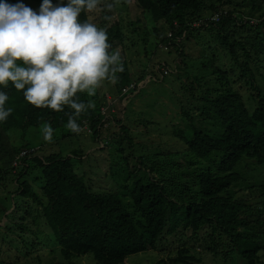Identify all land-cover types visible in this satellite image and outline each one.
I'll return each instance as SVG.
<instances>
[{
  "label": "trees",
  "instance_id": "trees-1",
  "mask_svg": "<svg viewBox=\"0 0 264 264\" xmlns=\"http://www.w3.org/2000/svg\"><path fill=\"white\" fill-rule=\"evenodd\" d=\"M119 1L100 0L96 11L78 20L90 21L101 12L108 22L111 13L103 6ZM135 1L145 17L131 22L136 35H125L114 23L105 29L112 37L108 43L121 54L133 48L147 54L150 41L155 49L168 44L167 29L175 36L186 33L180 43L173 39L168 51L180 57L171 76L183 93L174 99L181 122H171L176 130L165 132L155 118L161 128L117 115L103 121L98 93L95 107L79 117L77 134L67 128L68 106L60 112L36 108L23 91L3 87L9 96L5 107L13 111L0 124V221L6 214L0 225V264H18L23 256L46 264L34 253L45 243L37 233L57 242L63 257L58 264H80L76 259L88 254L92 264H127L141 252L156 253V264H203L204 252L217 264H264V0ZM205 8L220 19L208 20L211 26L203 32L192 24ZM212 41L230 52L235 69L221 67L218 46L204 51L203 42ZM123 66L116 88L132 80L125 60ZM145 73L142 69L138 79ZM77 96L84 102L91 97L87 92ZM46 123L54 129L51 142L44 140ZM139 131L145 137L137 140ZM85 140L105 143L118 165L128 167L137 159V170L118 179V190L98 192ZM25 141L28 149L45 145L57 151L41 159L30 154L20 163L16 155ZM109 165L115 173V164ZM29 232L36 235L31 249L23 236ZM11 234L22 240L23 254L12 246Z\"/></svg>",
  "mask_w": 264,
  "mask_h": 264
},
{
  "label": "clouds",
  "instance_id": "clouds-1",
  "mask_svg": "<svg viewBox=\"0 0 264 264\" xmlns=\"http://www.w3.org/2000/svg\"><path fill=\"white\" fill-rule=\"evenodd\" d=\"M22 1L0 0V87H2L0 88V121H3L0 124L4 123L13 111L12 108L5 107L9 96L3 91V87L23 91L25 100L36 108H48L60 112L63 111L64 106H68L72 111L66 113L67 128L79 134L81 127L77 121L88 109L95 107L93 103L96 102L95 90L99 93V98L103 99L102 114L105 121L112 115L126 116L129 103L133 105L134 100L140 99L139 89H145L144 84L165 83V77L176 72L175 62L177 61L174 59L173 64L156 61L152 67L144 65L142 69L146 70L145 77L142 80L138 79L142 69L132 70L129 65L131 59L125 55L128 50L121 54L114 42L108 43L112 37L107 35L105 29L109 30L111 24L107 25V22L98 15H91L90 21L83 23L78 20V17L85 12L96 11L100 7V0H68L66 5L62 0H59L56 5H53L52 0H31L35 3L33 7L27 6ZM124 3V0H121L103 7L111 13L115 6ZM33 9H36L38 13ZM82 10L83 13H81ZM200 12H202L201 18L194 21L192 25L198 26V29L203 32L211 26L208 20L218 22L220 19L219 14L214 13L212 9L205 8ZM94 19H99L104 24L101 21L94 24ZM131 22L132 20L130 24L133 29L136 24ZM114 23L125 35H136L133 30L132 35L126 34L120 21ZM165 35L170 41L168 44L158 43V47L168 52L173 39L180 43L186 33L175 36L173 30L167 29ZM204 44L207 43L203 42ZM207 46L215 47L210 44ZM140 52L143 50L140 49ZM123 60L125 64L127 62V72L132 80L120 86L121 92L117 93V96L114 91L119 88L115 86L119 80L117 73L124 71ZM106 83L109 84L110 89L101 95L99 87ZM111 84L115 86V90H111ZM78 92H87L91 96L90 100L81 101L77 96ZM118 100L126 103V107L122 108L119 114L116 112ZM131 113L132 116L136 115L133 110ZM43 133L45 141L53 140L54 129L50 123L43 126ZM24 144L26 146L16 155L20 163H24L25 158H31L30 154L41 159L46 152L45 145H36L28 149L29 143L25 141ZM104 144L100 142L99 146L102 147L96 146L93 149L94 152L108 148ZM128 167H132V164ZM134 169L137 170V167L134 166ZM126 200L130 201L131 198ZM1 221L3 223L6 221V214ZM16 242L22 243V240L18 239ZM152 255L158 262L159 256L155 253ZM81 259L84 258L76 260ZM241 262L238 263L241 264ZM89 263L92 264L91 261Z\"/></svg>",
  "mask_w": 264,
  "mask_h": 264
},
{
  "label": "rangeland",
  "instance_id": "rangeland-1",
  "mask_svg": "<svg viewBox=\"0 0 264 264\" xmlns=\"http://www.w3.org/2000/svg\"><path fill=\"white\" fill-rule=\"evenodd\" d=\"M24 4L27 6L33 7L35 6V3L31 0H23L22 1ZM127 7L124 8L121 6L118 9H114L111 13V16L109 18V21L107 22V25H110L116 21H120L123 25L124 31L126 34L132 35V25L130 24V20L134 21L138 17L141 19L145 18L142 14V10L138 7L137 3L135 0H131L130 3L126 5ZM102 13L100 12L98 14V17L100 18ZM257 19H253V22H257ZM151 24L150 22H148ZM199 35L200 33H196ZM218 46L223 54L222 56V61H219V64L221 67H223L226 70H230L231 67L235 69L233 66V56L230 54L228 50H225L219 42H214L211 43L210 46ZM203 47L206 49L205 51L208 52L209 48L207 44L203 45ZM212 47V46H211ZM132 51H127L125 52V55L127 58L131 59L129 62V65L131 66L133 71H138L142 69L144 65L152 67L156 61H166L169 64H173V59L175 61L179 62L180 57L176 54H169L166 52V50L157 48L155 49L154 41H150L148 44V53L145 55V53L140 52L139 55L136 54L133 50ZM153 50L155 51V54H153ZM154 58V59H153ZM151 59V60H149ZM264 65V63H263ZM263 68V66L261 67ZM237 71V76L239 73V69ZM236 76V78H237ZM239 83H244L242 80H239ZM113 86V84H111ZM180 83L178 80H175L171 75L167 77V80H165V83H158V82H151L150 84H144V88L142 92L138 95L140 97L139 100H134V104L128 105V110L126 116H121L127 119H132L137 122H142V121H151L153 122V127H160V124L157 122L161 121V126L163 127V130L165 132H168L169 130L171 132H174L176 130L175 126L171 122H176L180 123L181 122V114H180V105L177 104L174 99L177 97L181 99L183 97V93L180 90ZM109 84H104V86L99 87V91L101 95L105 94L107 90H109ZM148 91V93H146ZM116 95L118 96L117 93L121 92V87H119L117 90L114 91ZM96 93L98 94L97 90ZM107 93V92H106ZM146 93V94H145ZM145 94L146 97H142V95ZM118 99V97H117ZM126 107V103L123 100H118V106L116 107V112L117 114L120 113L122 108ZM131 110L135 111L134 116L131 113ZM156 119V121L154 120ZM171 124V126H169ZM161 128V127H160ZM144 130V127L141 128V131ZM156 133H159L157 130H153ZM38 135V134H36ZM140 136L143 138L145 137L143 133L135 135V139H140ZM155 136V135H154ZM88 137V136H85ZM89 139L93 140V138L90 136L88 137ZM173 141H175V138H172L171 141H169V144H172ZM84 144L87 148L88 153H92L93 155L90 156L91 160L88 161L92 165L93 168H91V171L93 172V181L98 182V186H95L94 188L98 192H106V191H116L118 190L117 186V181L118 179H122L123 181L125 180L126 174H129L130 172H134V166L137 164V159L136 161L132 164V167H126L124 164L118 165L116 164V158L112 157V152H110V148H104L103 151H97L95 149L96 146H99L97 143H91L88 140L84 141ZM166 145V144H165ZM102 147V146H99ZM46 152L50 151H57L56 149L52 148L51 146L45 147ZM62 150H67L62 149ZM110 152V153H109ZM87 160V159H86ZM113 162L115 164L114 166V172H110V165L109 163ZM132 168V170H131ZM130 181H133L131 179ZM1 225L4 223L1 221ZM38 236L45 242L43 244H39L37 248H40L38 252H34L35 254H39L42 260L46 264H58L59 261H63V257L60 252V247L59 245H56L57 243H50L45 240H48V237L46 234L43 233H37ZM23 236L26 240H28L29 243V248L31 249V241L33 240V237L36 235L32 232L29 233H23ZM10 240L15 238L14 248L18 249L21 254L22 251H26V248L24 247L23 242L22 243H17L16 241L20 238H17L15 234L10 235ZM30 241V242H29ZM196 250L201 251V247L196 245ZM204 259H203V264H217V260L211 255V253L204 252ZM156 254V253H155ZM91 255H86L83 257L84 259L81 260H76L77 263L80 264H90L89 263V258ZM18 264H38L36 261L32 259L31 256H26L17 261ZM157 259L154 257L151 252H146V253H139L135 255H131L130 259L128 260L127 264H156ZM227 264H233V263H227ZM235 264H239L238 262ZM243 264V262H241Z\"/></svg>",
  "mask_w": 264,
  "mask_h": 264
}]
</instances>
